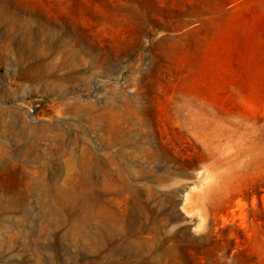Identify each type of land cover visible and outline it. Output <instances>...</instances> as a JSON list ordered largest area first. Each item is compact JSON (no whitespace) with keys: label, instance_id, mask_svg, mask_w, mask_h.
I'll list each match as a JSON object with an SVG mask.
<instances>
[{"label":"rangeland","instance_id":"obj_1","mask_svg":"<svg viewBox=\"0 0 264 264\" xmlns=\"http://www.w3.org/2000/svg\"><path fill=\"white\" fill-rule=\"evenodd\" d=\"M252 31L264 0H0V264H264Z\"/></svg>","mask_w":264,"mask_h":264},{"label":"bare ground","instance_id":"obj_2","mask_svg":"<svg viewBox=\"0 0 264 264\" xmlns=\"http://www.w3.org/2000/svg\"><path fill=\"white\" fill-rule=\"evenodd\" d=\"M223 29H225L223 31L226 32V33L236 32L237 31V22H235L234 20H231L229 25L227 27L223 28ZM256 34L253 31L250 32V34H249V38H250L249 40L251 42L250 43L251 44V55H250L251 57H250L248 62L252 65V67L255 70H257L258 72L264 73V41H259V39H258ZM213 52L214 51L210 52V54L212 55ZM208 58H204V59L202 58L200 67L198 65H196L197 67L200 68V71L209 68V61L211 59L210 58L208 59Z\"/></svg>","mask_w":264,"mask_h":264}]
</instances>
